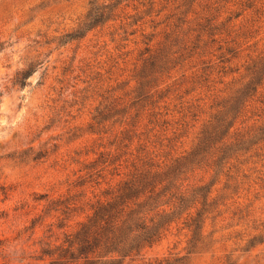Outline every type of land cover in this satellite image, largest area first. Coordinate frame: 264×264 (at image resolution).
<instances>
[{"label":"rangeland","instance_id":"1","mask_svg":"<svg viewBox=\"0 0 264 264\" xmlns=\"http://www.w3.org/2000/svg\"><path fill=\"white\" fill-rule=\"evenodd\" d=\"M92 1L0 0V264H39L22 260L35 250L28 247L47 228L37 229L34 237L25 229L46 216L52 202L63 203L61 208L75 204L85 210L72 216L69 225H74L90 213L87 204L102 198L109 182L114 185L119 181L107 173L106 178H86L85 167L112 149L114 130L109 122L91 129L92 116L103 98L123 97L134 90L133 74L141 64L140 55L147 48L158 47L174 23L171 15L182 11L175 10L179 0H133L120 15L124 23L134 18L139 21L117 30L115 43H111L112 23L81 39L61 43L62 37L83 24ZM235 2L196 0L192 10L201 16L221 14L223 20L236 12L228 26L235 25L233 39L235 34L245 33L236 39L244 50L237 61L241 65L264 51V0H257L253 9L237 19L235 15L243 8L234 7ZM129 16L133 18L128 20ZM22 70L31 71L23 88L13 84ZM200 86L174 82L167 110L164 103L156 110L161 113L160 125L168 122L156 129L160 131L158 144L166 146V139L174 137L168 148L164 147L170 156L190 151L209 117L206 92ZM31 149L42 152L43 157L33 161ZM238 196L244 198L242 208L251 205L244 214H254L258 219L255 226L261 228L264 190ZM226 205L232 206L230 202ZM224 209L219 207L220 212ZM223 217L217 218L214 229L207 225L203 235L214 234L206 248L188 249L186 232L173 229L147 257H183L186 264H264V245L248 251L243 248L259 233L254 231L251 217L233 228L229 227L238 221L230 219V211ZM50 222L47 219L46 224Z\"/></svg>","mask_w":264,"mask_h":264},{"label":"trees","instance_id":"2","mask_svg":"<svg viewBox=\"0 0 264 264\" xmlns=\"http://www.w3.org/2000/svg\"><path fill=\"white\" fill-rule=\"evenodd\" d=\"M130 1H92L83 24L62 37L61 43L81 39L108 23H112L109 28H115L110 35L111 43H115L117 30L139 21L134 18L131 23L123 22L120 14ZM195 1L179 0L175 10L182 11L171 15V30L157 48H147L140 55L141 64L133 74L134 90L123 97L103 98L92 116L91 129L109 122L114 130L112 149L85 167L86 178L92 181L94 176H116L119 181L114 185L109 182L102 198L87 204L90 213L74 225H69L72 216L85 210L75 204L61 208L63 203L52 202L46 216L38 217L25 229L34 237L37 229L47 228L28 247L35 250L22 261L186 264L183 257L147 256L173 229L186 232L188 249L206 248L214 234L210 231L203 235L207 225L214 229L217 218L229 211L230 219L238 221L229 228L239 227L251 217L254 231H259L246 241L245 251L264 245V225L256 227L254 214H244L251 205L242 208L244 198L238 196L264 190V51L240 65L237 61L244 50L236 39L245 33H237L233 39L235 25L228 26L236 12L231 11L225 20L221 14L201 16L192 10ZM256 1L236 0L234 7L243 9L235 18L253 9ZM30 76L31 71L22 70L13 84L23 88ZM178 80L205 89L209 117L193 148L170 156L164 147L168 148L174 137L166 139V146L158 144L160 131L156 129L168 122L160 125L161 113L156 110H161V103L167 110V96ZM30 152L33 161L43 157L42 152ZM253 175L258 177L253 179ZM225 202L232 206L227 207ZM47 219L52 222L46 224ZM21 251L24 256V247Z\"/></svg>","mask_w":264,"mask_h":264}]
</instances>
